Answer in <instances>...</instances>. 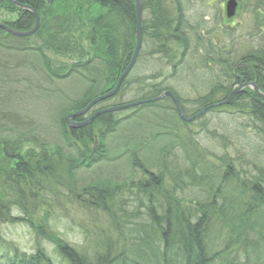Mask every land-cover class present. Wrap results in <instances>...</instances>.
Here are the masks:
<instances>
[{
  "label": "trees",
  "instance_id": "1",
  "mask_svg": "<svg viewBox=\"0 0 264 264\" xmlns=\"http://www.w3.org/2000/svg\"><path fill=\"white\" fill-rule=\"evenodd\" d=\"M16 1L36 11L41 24L34 35L22 39L0 27V51L29 59L35 65V75L46 84L77 81L78 99L71 102L74 112L115 89L136 50L137 0ZM215 1L205 0L194 9L196 0H143L137 61L119 92L93 107L98 112L172 92L187 118L206 110L199 119L187 123L169 96L132 109L143 134L129 140L126 151L132 170L138 168V181L127 185L97 181L78 191L72 188L74 180H79V170L110 164L114 149L104 141L108 135H116L126 121V117H119L121 112L105 113L81 129H72L66 122L68 115L63 114L60 136L73 154L48 144L24 153L29 142L0 136L4 140L0 141V219H4L3 208L11 205V198H17L16 193L38 186L33 180L50 184L53 193L41 203H28L23 198L16 202L25 208L23 223L31 229L37 231L50 223L48 234L38 231V235L56 245L54 253L61 259L58 264H84L90 255L98 264H217L219 258L256 251V242L252 241L253 251L245 244L247 237L251 238L250 229L264 225V100L246 88L230 103L222 102L246 82H256L264 93V43L256 40L264 26V0H237L236 21L226 18L222 6L214 8ZM0 23L25 33L37 25L31 11L10 0H0ZM212 112L216 113L218 130L213 132L207 128L210 122L206 126L202 120ZM96 126L105 132L100 133V147L92 151L88 144L94 141ZM202 129L209 136H203ZM203 142L209 143L210 149L219 147L220 156L214 151L193 161V156L199 155L197 149L210 150L203 148ZM97 153L99 161L93 157ZM141 155L151 158L145 164ZM152 160L159 171L150 169ZM216 165L223 184L213 188L205 170ZM233 186L241 189L243 197L252 195L254 204L248 206L249 198L235 204L228 196L225 203L219 202L228 189L236 192ZM58 198L82 211L91 208L103 212L97 213L99 220L91 233L89 227L85 229L87 245L82 249L68 246L51 219L42 221L41 214L34 213L47 206L48 216L50 207L65 206ZM115 212L123 215L120 222ZM217 222L222 230L211 233ZM133 224L140 239L130 244L120 242L122 233ZM1 240L0 236V244ZM13 248L11 243L0 245V264H57L47 249L18 253L11 252ZM254 257L257 264H264V256Z\"/></svg>",
  "mask_w": 264,
  "mask_h": 264
},
{
  "label": "rangeland",
  "instance_id": "2",
  "mask_svg": "<svg viewBox=\"0 0 264 264\" xmlns=\"http://www.w3.org/2000/svg\"><path fill=\"white\" fill-rule=\"evenodd\" d=\"M196 1L198 2H194L192 6L194 9H199L203 1L205 2V0ZM226 1L227 0H216L215 3H213V7L224 6ZM260 33H262V35L258 36L256 40L257 43L262 44L264 43V28H261ZM16 55L0 51V136H7L11 140L21 137L26 142H29L25 145L24 153L26 151L28 152L29 148L33 146L48 144L55 147L59 146L64 149V152L71 154L72 148L64 144L60 136L61 126L59 123L63 114L64 116H71L74 112L70 110V103L72 101L71 99L76 97V90L79 87L78 82L76 81V83L71 82L68 84L62 83L65 85H61V83L60 85L54 83L46 84L45 80L42 81L41 78L35 75V65L32 64L29 59L26 61L23 58H17ZM24 70H29L31 73L26 74ZM151 73L152 72H148V74ZM61 88L62 90L59 92ZM97 104L93 107H98ZM119 117H126L127 119L122 122L123 124H121L120 128H117L116 132H114L116 135H109L108 139L109 146L114 149L112 156H114L115 162L107 165H96V167L87 168L86 170H79V188H83L87 184L95 183L97 180H114L116 182L138 181L137 179L140 176V174H136L139 172L137 170L138 168L135 171L132 170L127 158L129 155L126 151V147L127 142L132 139L135 140V137L143 134V130L139 128L140 123L135 119L138 116L134 114L133 110L121 112ZM150 120L151 119L147 120L146 118L147 122ZM202 120L205 124L206 122H210L209 126L206 124L208 130L212 132L214 129L217 130L216 113L212 112L204 116ZM152 122L153 124L155 123L154 121ZM189 131H193V129ZM207 134L209 136V132L202 129V135L206 136ZM0 141L3 142L4 140L0 139ZM202 146L205 149H210L209 143L207 142H203ZM197 150V154L199 155H194L193 161H197L198 158H201L203 155L211 154L214 151H217L220 156L219 147L215 150L214 145L207 152H202V150L199 149ZM141 158L146 164V161L150 160L151 157L145 159L141 155ZM152 164L153 165L149 166L150 169L155 172L159 171L157 168L158 166L155 165L156 163L153 160ZM135 174L136 176H133ZM205 176L210 177L211 180L208 182L214 185L212 186L213 188L223 184L222 172L217 165L214 167H207ZM212 181L213 183H211ZM233 188L236 192H233L232 189H228L224 195V200H220L219 202L225 203V199L228 196L230 198L229 200L235 204L243 203V199H245L246 202L249 201V207L254 204L250 197L252 195L249 194L243 197L240 192L241 189L238 186H233ZM248 198L249 200L247 201ZM17 200L18 197H12L10 203L15 204ZM58 200L62 201L59 198ZM62 203H65V206H55L53 208L54 210L50 209V212L53 210V214L50 213L51 223L55 224L56 228L63 234L61 237L66 242H69L73 246L84 245L85 239H83L84 231L82 228L85 229L89 227V232H92V227L96 224V221L94 224H91V220H95L94 211L79 210L76 205L70 204L66 200L65 202L62 201ZM45 209H47V207L42 208V210ZM246 212L247 211H245V213ZM21 214H23V211H21ZM37 214L40 215L39 213ZM9 216L10 214H5L6 219L0 220V236L4 239L3 241L1 240V247L11 243L13 247L20 250L17 251L18 253L25 251L28 253H35L36 249H47L51 255H54L55 262L57 264L60 263L61 259L59 255H55L54 253L56 245L52 243V241L47 237L41 238L38 233L33 232L26 224L10 221L12 217ZM16 216H19V214H16ZM245 216H248L247 213ZM42 219L44 220V218L41 217V220ZM98 224H101V222L99 221ZM219 225L220 222H217L214 225V229L220 227ZM257 227V229H250L248 234L251 235V238L247 237L245 246L249 251L251 249L253 251L252 241L254 243L256 242L258 245L256 246V251H253V254L264 256V225H257ZM220 228L222 229L223 227ZM62 263L65 264L64 262Z\"/></svg>",
  "mask_w": 264,
  "mask_h": 264
},
{
  "label": "bare ground",
  "instance_id": "3",
  "mask_svg": "<svg viewBox=\"0 0 264 264\" xmlns=\"http://www.w3.org/2000/svg\"><path fill=\"white\" fill-rule=\"evenodd\" d=\"M72 2H76V1H78V0H71ZM18 2V1H17ZM19 3V2H18ZM20 4V3H19ZM44 4L45 3H43V5H42V7L44 6ZM33 10V9H32ZM34 11V10H33ZM35 13V14H34ZM34 15H35V18H36V21H37V23L39 22L40 24H41V20H40V17L38 16V13L36 12V11H34ZM264 28V26H262V29ZM36 28H34V30H35ZM33 31V30H32ZM36 32H37V30H36ZM35 32V33H36ZM22 33H24L25 34V32H22ZM26 33H29V32H26ZM137 45V44H136ZM141 45H142V42H141ZM205 71V70H204ZM86 108H84L83 110H80V111H78V112H83L84 110H85ZM105 109V108H104ZM104 109H102V110H100V111H104ZM96 111V109H91V110H88V111H85V113H83V115L82 116H80L81 118L83 117V116H88V114H90V117H89V119H91L92 117H94V115H95V113H97V112H95ZM100 111H98V112H100ZM103 115H105V113L103 114ZM79 117V118H80ZM79 118H77V119H79ZM97 118V117H96ZM96 118H94V120L96 119ZM89 119H87V120H89ZM94 120L90 123V124H92L93 122H94ZM76 122V121H75ZM84 122V121H83ZM83 122H77V123H83ZM89 124V125H90ZM95 129H96V132H95V136H94V141L92 142V143H90V141H89V144H88V146H89V150H94L95 151V149H97L98 147H100L99 146V142L101 141V137H100V133L101 132H105V130L103 129V128H97V126L95 127ZM98 134V135H97ZM108 139H109V135L107 136V139H106V141H104V144L108 147L109 146V143H108ZM110 147V146H109ZM72 148V147H71ZM111 149H112V147H110ZM67 154H69V153H67ZM71 154H73V150H72V153ZM112 156V155H111ZM93 157L96 159V161H99L100 159H101V157L99 156V153H97L96 155H93ZM111 161H110V163H112V162H115V159H114V156H112V158L110 159ZM118 160V159H117ZM109 162V161H108ZM98 164V163H97ZM99 165V164H98ZM93 168V167H92ZM33 181H35V184L36 185H38L37 187L36 186H33L32 188H24V190H23V194L21 193H16V195H17V197H18V199L19 198H23V200L24 201H26V202H28V203H41L42 202V200H44V198L45 197H49V196H51L52 195V193H53V191H52V187H51V185L50 184H48V183H43L42 181H40L39 179L38 180H33ZM97 181H106V180H97ZM46 182V181H45ZM119 182V181H118ZM43 183V184H42ZM54 183H56V184H59V182H57V181H55ZM95 183H97V182H95ZM124 184V183H126V185L129 183V181H125V182H119V184ZM74 186H72V188H74L75 190H77L78 191V189H79V187H80V184H79V180H77V179H75L74 180V184H73ZM87 185H89V184H87ZM86 185V186H87ZM85 186V187H86ZM39 187H43L44 189L43 190H40L39 189ZM85 187H83V188H85ZM125 188H128V187H125ZM80 190H81V188H80ZM80 192V191H79ZM130 192V191H129ZM15 195V196H16ZM25 202V203H26ZM22 203H20V202H16L15 204L14 203H12L11 204V206L9 205H6L5 206V208H3V215L5 216V214H10V216L9 217H12V220L10 219V221H12V222H14V223H22V224H25V223H23L24 221V219L27 217V214H26V212H25V208H23V206L21 205ZM45 207H47V206H45ZM23 208V209H22ZM126 208H129V207H126ZM134 208H135V206H134ZM134 208H132V210L134 209ZM47 209H48V207H47ZM50 209H52V207H50ZM49 209V210H50ZM80 210V209H79ZM94 211V215H95V220H91L92 222H91V224H94L95 223V221L97 222L98 220H99V214H103V212L102 211H100V210H95V209H91V208H89V209H87V211ZM135 210V209H134ZM21 211H23V214H21ZM51 211V210H50ZM46 212V210H40V211H38V210H36V212H34V213H39V214H41L40 215V217H39V219L41 220V217L42 218H44V220H42V221H45L46 219H47V217H48V219H50L51 218V215H50V213H52L53 214V210H52V212H48L49 213V215L47 216V213H45ZM99 212V214H97ZM32 215L34 214V213H32V212H30ZM116 213V216H118L119 217V219H118V222H120V219L121 218H123V215L122 214H119V213H121V212H115ZM16 214H19V216H16ZM96 216H98V217H96ZM4 219H6L5 217H3ZM35 219H37V217H34ZM0 220H3V219H0ZM133 222V221H132ZM47 223H48V225H47ZM47 223H45L44 224V228L43 229H40V230H38L37 229V231L36 230H33V229H31L27 224V226L33 231V232H35V233H38V231H40L41 233H43V234H48L47 232H49V228H50V223L49 222H47ZM214 225H215V223H214ZM213 225V227H212V232L211 233H217V232H220L222 229L220 228V227H217L216 229H214V226ZM92 227V226H91ZM86 229V228H85ZM85 229L84 228H82V230L84 231V233H83V239L86 237V232H85ZM130 230V231H129ZM128 231H125V232H123L122 233V235H121V238H120V242L121 241H123V243L124 244H130V243H132V242H136V241H138L139 239H140V236H141V234H140V231H138V228L135 226V224H133L132 225V227H131V229H129ZM47 231V232H46ZM151 236H152V234H151ZM118 238V237H117ZM53 243V242H52ZM67 244H68V246H73L72 244H70L69 242H66ZM85 245H87V243H85L84 242V245H78V246H75V247H77V249H82V247L84 246L85 247ZM74 247V246H73ZM246 248V247H245ZM233 250V249H232ZM243 250V249H242ZM14 251H20L18 248H16V247H14L13 249H12V251L11 252H14ZM83 251V250H82ZM122 251V250H121ZM229 251H231V250H229ZM249 253V252H248ZM221 254H223V253H221ZM238 256V257H237ZM90 259L88 260H86V262H84V264H98V260H96L95 258H93V257H95V256H93V255H90ZM216 257V255L214 256V258ZM229 257H231V258H229ZM229 257H227V258H219V260H218V263L219 264H257L256 263V258L254 257V254L252 253V252H250L249 254H247V252L245 251V250H243V252L241 253V254H238V253H235L234 255H231V256H229ZM217 263V264H218Z\"/></svg>",
  "mask_w": 264,
  "mask_h": 264
},
{
  "label": "water",
  "instance_id": "4",
  "mask_svg": "<svg viewBox=\"0 0 264 264\" xmlns=\"http://www.w3.org/2000/svg\"><path fill=\"white\" fill-rule=\"evenodd\" d=\"M10 1L12 3L14 2L15 4H17L18 6H20L24 10L27 9V10L31 11L32 13H34V11L31 8H29L28 6H25V5L23 6V5L19 4L16 0H10ZM142 3H143V0H137V4L136 5H137V16H138V20H137V27H138V29H137V37H138V40H137V45L135 47L136 50H135L134 56L132 58L133 59L132 63L130 64V66L128 67L127 71L124 73V75H122L120 77L119 83L117 84V86L115 87V89L111 93L104 95V97H100V98H97V99L93 100V102H91V104L88 107H86V109L83 112H75V113H72L71 116L67 117L66 122L69 124V126L72 129L84 128V126H88L94 120V118H96L98 116H101L104 113H113L115 111L126 110L127 108H133V107H136V106H139V105H144V104H147V102L157 101V99L166 98L168 96L171 97L172 100H174V102L176 103V106H177V110L180 111L181 117L184 120H186L187 122H191L193 119L198 118L199 116H201V114H203L206 111V110H203V111H201V113L190 117V119H187L185 117V115H184V112H183V110H182V108L180 106V102L178 101V99L175 98V96H174V94L172 92H167V93H164L161 96H158L156 99H153V100H147V101L139 100V101H136L135 103H129V104L122 105V106H115L113 108L104 109V111H100V112L95 113L94 117H92L89 120L84 121L83 123H77V122L74 121V119H77L80 116H82L83 113H85V111L90 110L95 104H97L99 102H103L105 99L113 98L114 95H116L119 92V89H120L122 83L124 82V78L127 76V74L131 71L132 67L136 63L138 54H139V52L141 50V42H142V37H141L142 28H143V26H142V22H143V16H142L143 5H142ZM237 8H238V2L235 1V0H229L228 5L226 7V12H227L228 18H232V17H234L236 15ZM39 26H40V23L38 22L37 25H36V29L35 30L24 34L22 32H18L16 30H12L10 28H7L5 25L0 23V27L5 29V30H7L12 35L17 36V37H25V38H26V36L34 35ZM246 87H250L253 91H255L257 93L258 96H260L264 100V93L261 92L260 86L257 85L256 82L253 81L251 83L246 82V83H243V85H240V87L235 89L232 92V94L229 96V98L226 101L222 102V104H228L232 100V98H234L235 95H238Z\"/></svg>",
  "mask_w": 264,
  "mask_h": 264
}]
</instances>
